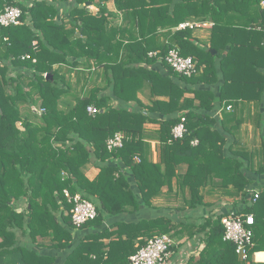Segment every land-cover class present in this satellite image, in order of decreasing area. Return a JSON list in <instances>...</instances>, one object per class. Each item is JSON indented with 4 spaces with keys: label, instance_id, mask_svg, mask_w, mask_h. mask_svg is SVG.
<instances>
[{
    "label": "trees",
    "instance_id": "1",
    "mask_svg": "<svg viewBox=\"0 0 264 264\" xmlns=\"http://www.w3.org/2000/svg\"><path fill=\"white\" fill-rule=\"evenodd\" d=\"M93 1L0 0V13L22 11V25L0 26V264H53L19 246L17 234L66 249L72 231L81 229L91 234L63 264H129V256L160 235L173 241L172 256L199 240L198 259L186 264H263L252 257L264 252V8L256 21L237 27L234 17L247 18L222 13L219 0H113L122 12L118 24L103 7L96 14L79 7ZM63 2L70 6L57 19ZM198 22L213 23L208 46L193 38ZM183 23L195 26L178 29ZM170 49L191 57L196 73L174 72L164 61ZM216 102L224 106L221 119L212 115ZM89 106L98 112L90 115ZM246 121L259 130L260 143L251 149L239 135ZM180 122L186 132L173 140ZM147 124L159 128L149 132ZM116 133L124 144L108 151L106 141ZM150 141L158 143L156 163L149 159ZM87 165L99 171L92 181L84 176ZM254 182L253 202L248 188ZM207 187L240 199L237 213L253 217L246 261L223 241V214L189 220L207 206ZM64 190L93 203L96 218L75 229ZM164 196L167 203L179 199L180 207L129 223L115 220L158 212L154 201ZM179 212L185 222L175 221Z\"/></svg>",
    "mask_w": 264,
    "mask_h": 264
},
{
    "label": "crops",
    "instance_id": "2",
    "mask_svg": "<svg viewBox=\"0 0 264 264\" xmlns=\"http://www.w3.org/2000/svg\"><path fill=\"white\" fill-rule=\"evenodd\" d=\"M244 1V6H242V2L241 0H219L218 3H220L222 5V13H233V15L236 16L237 13H243L242 15L245 16L247 19L243 20L242 16L240 15V17H234V21L231 22L232 25H238L237 27L243 26V25H248L247 23L251 20H257L258 19V13H260L261 10H263V7L261 6V2L257 5L254 4L255 0H243ZM263 1V0H261ZM226 2H228V5L226 4ZM232 2V3H231ZM231 3L232 6H229V4ZM86 4V6H84ZM85 4L79 6L80 8H85L88 12L92 13V14H96L99 12V8L103 7L105 9V13H111L113 15H115V17L112 15L109 17V20H113L115 21L114 23H121V15L118 13H122L119 12L115 6V3L113 0H110L108 2H103L101 3L99 0H94L93 2H86ZM70 6V3H59L58 5V9H59V15L58 18L63 16V14L67 13L68 7ZM120 16V17H118ZM199 23V22H198ZM194 24V23H192ZM213 23L211 22H205L203 24H196L197 27H195L193 29V38L197 39L202 47L204 46H208L209 44V37H210V28L212 26ZM199 25V26H198ZM212 54H214V52H212ZM219 59H217L216 63L219 64ZM214 92L217 94V88H214ZM191 94H186L185 97L187 98H191ZM139 98L143 101V103L148 104L149 100L147 98L146 95L144 94H139ZM116 103V102H115ZM240 103V102H239ZM216 105L218 106L219 103L216 102ZM223 105L221 106V108L218 106L217 110H214L212 112V115L215 118H222V112H223ZM240 108V107H239ZM242 109L244 110L245 108H242L239 110L240 112L242 111ZM232 111V108L231 110ZM238 111V114H239ZM246 122H244V124L240 127L239 130V135L241 136L244 145L248 146L250 149L254 146L253 144H255V141L258 142L257 144L260 143V138H259V130L258 128H256V126L250 122V124H246ZM146 130L149 132H156L159 128L158 125L156 124H147L145 126ZM230 139V138H229ZM254 142V143H253ZM258 146V145H256ZM158 143L154 142V141H150L149 142V151H150V157L149 159L153 162L156 163L159 160V153H158ZM84 171V176L89 180L92 181L93 179L96 178V176L98 175V169H96L95 167L91 166V165H87L83 168ZM252 179L254 181L260 182L261 178L258 179L256 177H254L253 175H251ZM258 182H254L253 185L249 186L248 191L249 193H253L256 190V187ZM261 182L264 183V180H262ZM175 188H176V181L173 180L171 187H170V194L171 196L175 193ZM203 191V195H204V204L207 206L201 207L199 209L200 213H198L199 217H197L195 215V217L193 218H189V220L192 221H199L198 218L201 217H205L207 215H219V214H224L225 212L228 211H241L243 208V204L240 202V199L238 198H230L228 196H225L223 193L216 191V190H212L210 187H207L206 189L202 190ZM165 195L167 193V190L164 191ZM249 194V195H250ZM168 201V197L161 198V199H157L154 201V206L156 208H159V211H154L152 209H144L141 210L139 213L137 214H121L119 217L115 218L116 221H123L125 223H129L132 221H136L138 220V218L142 217H153L158 215H167L168 211L165 207H170V209L172 210V212L174 211V209L176 207H180V200L178 199V201H175L174 199L169 203H167ZM159 203L161 204H165V206H158ZM188 208H186L187 211ZM24 210V206H20L17 210V212H22ZM177 216L175 218V221H182L185 222V217L183 213L179 212V213H175ZM113 220H110L109 223H113ZM109 225V224H108ZM91 231H89L88 229H81V230H73L72 231V235H73V241L71 242V245L66 248V249H56V248H52L51 246L49 247V243H48V238H45L41 244H44L45 242L47 243L46 246L43 245H39V244H32L31 240L29 239V237L23 236L21 234H17L18 236V244L19 246H23L29 249H32L34 251H38L40 254L44 255V256H49L53 259V264H63L65 259L68 257V255L73 251V249L79 244L80 240L84 239L86 236H88ZM96 231L92 232L95 233ZM197 241V243H195ZM199 240H195V241H189L187 242L186 245H184L183 247H178L177 251L174 253V256H172V258L174 259L173 262L170 261V264H186L189 259L191 257H194L195 260L198 259V254H199V250L203 247L202 244H200V242H198ZM104 243H108V240H104ZM195 243V244H194ZM187 250V251H186ZM71 251V252H70ZM185 251V252H184ZM259 253H264V252H259ZM259 253L254 254V261L256 263H264V261H259L257 259V255Z\"/></svg>",
    "mask_w": 264,
    "mask_h": 264
},
{
    "label": "built area",
    "instance_id": "3",
    "mask_svg": "<svg viewBox=\"0 0 264 264\" xmlns=\"http://www.w3.org/2000/svg\"><path fill=\"white\" fill-rule=\"evenodd\" d=\"M261 6L264 8V0L261 1ZM22 11L17 7H6L0 13V26H20ZM192 23H183L178 26V29L193 28ZM150 57H155L156 52L149 53ZM165 63L177 74L185 77H191L196 73L195 62L191 57H182L176 49H170L165 58ZM230 110V107H227ZM87 112L94 115L98 110L89 106ZM186 130L183 122H180L172 129L173 140L182 139ZM124 136L121 133L114 134L106 141V149L113 151L122 148L124 144ZM197 141L191 144L196 145ZM139 162L138 158H135ZM64 197L71 208L69 210L71 224L75 229H80L88 221H92L97 216V211L93 203L83 198L80 194H70L67 190L63 192ZM258 198V192H254V199ZM223 226V241L232 243L235 247V253L242 260L246 261L249 256V251L253 248V234L251 226L254 224V219L251 215L242 216L237 211H228L223 214L221 219ZM173 241L168 235L156 236L147 241L146 245L140 248L135 254L129 256V264H170L172 252L170 248Z\"/></svg>",
    "mask_w": 264,
    "mask_h": 264
},
{
    "label": "rangeland",
    "instance_id": "4",
    "mask_svg": "<svg viewBox=\"0 0 264 264\" xmlns=\"http://www.w3.org/2000/svg\"><path fill=\"white\" fill-rule=\"evenodd\" d=\"M192 97V96H191ZM37 110L39 109V108H36ZM246 124H250V121H247V123ZM254 143V142H253ZM258 142H256L255 141V144H253V145H256ZM158 206H165V204H161V203H159V205ZM187 251V250H186ZM185 252V251H184ZM174 256V255H173ZM253 258V260L255 259L254 257H252ZM171 260V262H173L174 261V259L173 258H171L170 259ZM264 264V263H263Z\"/></svg>",
    "mask_w": 264,
    "mask_h": 264
},
{
    "label": "bare ground",
    "instance_id": "5",
    "mask_svg": "<svg viewBox=\"0 0 264 264\" xmlns=\"http://www.w3.org/2000/svg\"><path fill=\"white\" fill-rule=\"evenodd\" d=\"M257 259H258L259 261H264V253H259V254L257 255Z\"/></svg>",
    "mask_w": 264,
    "mask_h": 264
},
{
    "label": "water",
    "instance_id": "6",
    "mask_svg": "<svg viewBox=\"0 0 264 264\" xmlns=\"http://www.w3.org/2000/svg\"><path fill=\"white\" fill-rule=\"evenodd\" d=\"M84 6H86V4H85ZM46 77H47V75H46ZM70 252H71V251H70Z\"/></svg>",
    "mask_w": 264,
    "mask_h": 264
}]
</instances>
